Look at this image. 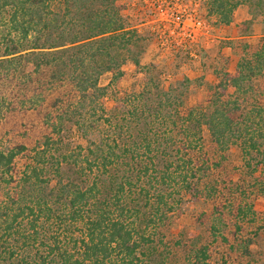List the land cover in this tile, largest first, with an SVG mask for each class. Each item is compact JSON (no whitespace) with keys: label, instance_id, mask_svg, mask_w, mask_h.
<instances>
[{"label":"trees","instance_id":"1","mask_svg":"<svg viewBox=\"0 0 264 264\" xmlns=\"http://www.w3.org/2000/svg\"><path fill=\"white\" fill-rule=\"evenodd\" d=\"M238 4L208 12L228 24ZM122 6L0 0V264H264V36L226 41L234 70L220 54L198 103L191 78L149 77L108 110L123 66L146 67ZM184 193L204 204L198 232L169 237Z\"/></svg>","mask_w":264,"mask_h":264},{"label":"rangeland","instance_id":"2","mask_svg":"<svg viewBox=\"0 0 264 264\" xmlns=\"http://www.w3.org/2000/svg\"><path fill=\"white\" fill-rule=\"evenodd\" d=\"M238 1L230 23L225 24L208 12V0H122V11L128 25L135 27L145 38V50L140 61L146 67L137 69L131 62H127L123 66L124 76L108 88L102 100L105 108L109 110L113 107L115 97L117 99L124 93L139 91L149 77L163 89L189 77L192 79L189 103L202 101L205 97V84H198L197 77L203 76L204 83L215 81L212 67L215 62L218 67H222L220 54L228 57V71L234 70L236 55L226 41L242 34L246 41L254 43L264 36V8L255 5L253 2L256 0L252 3L247 0ZM195 20L201 21V27L192 30L189 35L188 29ZM109 80L110 74H105L100 84L107 85ZM206 135L204 130L203 136ZM73 140L82 143L77 136ZM228 153L227 163L236 178L241 171H236L235 167H239L242 161L236 148H230ZM203 207V202L184 193L180 214L176 216L173 212L171 225L164 228L165 234L170 237L175 232H198L195 218ZM253 208L261 216L264 215V196L253 198ZM260 223L264 227V217ZM218 251L215 257L219 256ZM183 254L181 250L178 251V256L182 257Z\"/></svg>","mask_w":264,"mask_h":264},{"label":"built area","instance_id":"3","mask_svg":"<svg viewBox=\"0 0 264 264\" xmlns=\"http://www.w3.org/2000/svg\"><path fill=\"white\" fill-rule=\"evenodd\" d=\"M199 27H201V21L199 20H195L190 24V29L189 30V35H191L192 30L198 29Z\"/></svg>","mask_w":264,"mask_h":264}]
</instances>
